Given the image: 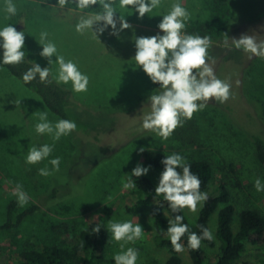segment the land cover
Instances as JSON below:
<instances>
[{
    "label": "rangeland",
    "instance_id": "374dc122",
    "mask_svg": "<svg viewBox=\"0 0 264 264\" xmlns=\"http://www.w3.org/2000/svg\"><path fill=\"white\" fill-rule=\"evenodd\" d=\"M14 2L17 15L6 20L0 12V25L12 23L22 27L25 56L49 66L47 59L39 55L42 46L37 41L40 33L47 31L59 54L76 61L89 76V86L86 92L76 93L70 82L60 83L71 90L68 112L77 127L54 142L50 136L36 133L35 125L39 122L36 113L47 112L53 123L62 118L36 92L0 66V224L8 219L10 201L17 202L12 193L18 183L30 199L23 206L17 202L13 221L24 209L34 204L40 207L16 227L0 231V264H19L25 249L74 238L92 221L102 222L108 229L110 220H132L145 232L134 242H118L111 239L108 231L105 246L108 257L121 252L123 244V250L129 247L139 250L137 264L151 259L165 263L169 253L155 242L156 225L150 208L139 213L126 209L135 195L134 189L122 188V181L127 180L137 163L148 166L141 149L169 155L179 153L186 161L209 160L214 167L212 182L224 180L230 191V203L235 206V231L239 229L244 208H258L264 214V192L254 187L257 178L264 182V167L248 141L249 133L264 132V58L237 49L231 40L247 34L264 41V0H183V6L192 13L183 31L210 37L208 55L214 61L212 67L219 79L231 84V96L223 103L214 98L207 102L203 110L188 119L195 127L182 120L167 139L141 127L142 115L151 110L147 98L161 89L135 64L133 57L135 36L156 35L162 19L159 15L167 14L174 0H161L160 8L154 10L151 18L146 14L140 19L131 9L119 10L131 25L120 34V39L109 35L111 28L100 36L91 31L77 32L76 23L89 10H77L75 4L61 7L57 0ZM115 2L118 6L119 0ZM98 11V4L91 9L93 13ZM57 69L58 65H54L50 73L53 79L58 75ZM205 118L222 123L214 126L212 139L199 132ZM43 144H54L50 157L38 164H27L28 148ZM55 157L61 160L59 171L40 175V168L52 170L49 160ZM145 176L158 182L152 168ZM202 206L198 204L195 212L185 209L191 223L196 222ZM217 215L218 211L209 223L216 245L203 244L212 256L220 249ZM165 217L170 218L167 212ZM180 254L182 264H191L185 246ZM262 258L264 243H248L243 260L257 262Z\"/></svg>",
    "mask_w": 264,
    "mask_h": 264
},
{
    "label": "clouds",
    "instance_id": "9594fccd",
    "mask_svg": "<svg viewBox=\"0 0 264 264\" xmlns=\"http://www.w3.org/2000/svg\"><path fill=\"white\" fill-rule=\"evenodd\" d=\"M3 7L0 12L6 20L17 15L18 9L14 0H0ZM64 7L67 3L75 4L77 10L84 11L75 25V30L81 34L91 31L100 36L111 28L110 36L120 39L121 33L131 25L119 10L131 9L142 19L147 14L150 18L154 10L161 6V0H57ZM99 5L100 11L91 12L94 5ZM118 14V15H117ZM158 24V31L153 36H135V64L142 68L153 84L159 85L160 92L147 98L151 110L142 115L144 130H154L157 135L167 139L174 129L181 123V118L191 119L197 111L203 110L207 102L213 98L220 103L226 102L231 96V84L219 79L212 67L213 59L208 55L211 39L208 36L192 35L183 31L192 13L183 6V0H174L167 14ZM119 25V27H118ZM227 36V35H226ZM228 37V36H227ZM237 49L251 53L255 57L264 58V41H258L252 35H242L239 39L231 38ZM38 43L42 46L39 55L46 58L49 66H41L34 61L31 67L22 74L25 83H30L39 77L41 83L48 80L54 65H58V83H71L76 93L86 92L89 86V76L82 72L76 61L65 59L59 54L56 43L49 38L47 31H42ZM227 43V39L225 40ZM25 32L18 31L12 23L0 25V66L19 65L25 60ZM55 57V60L52 58ZM154 92V91H153ZM199 102V103H198ZM39 122L35 131L39 135H48L52 140L59 141L61 137L70 135L77 127L75 121L60 119L52 122L47 112H38ZM54 144H43L28 148L26 163L38 164L50 157ZM144 149H141L143 152ZM52 170L40 168L39 174L48 176L51 171H59L61 160L55 157L49 160ZM164 166L160 173L158 185L155 187L157 195H163L168 206L176 215L169 218L166 230L168 239L174 250L181 252L184 245L181 238L187 235L188 247L198 249L203 240H213L212 231L201 226V232H190L188 224L184 223V216L180 210L187 208L195 212L197 205L208 199L207 193L201 191L199 176L191 171V165L179 153L166 155L161 160ZM151 165L137 166L128 174L126 181H122L123 189H134L137 186L133 177L147 175ZM254 187L258 192H264V182L257 178ZM19 205L28 203L30 197L24 191L22 184H17L13 193ZM111 239L115 241L134 242L145 232L139 223L132 220L124 222L109 221L108 229ZM100 230L97 229V232ZM122 251L115 254V264H137L139 250L129 247L126 250L121 244Z\"/></svg>",
    "mask_w": 264,
    "mask_h": 264
},
{
    "label": "trees",
    "instance_id": "16d2710c",
    "mask_svg": "<svg viewBox=\"0 0 264 264\" xmlns=\"http://www.w3.org/2000/svg\"><path fill=\"white\" fill-rule=\"evenodd\" d=\"M217 1L226 2L228 0ZM15 27L18 31H23L21 26ZM33 63L34 61L25 56V60L21 64L3 65V67L10 74L19 78L26 87L36 92L52 112L62 119L70 120L68 106L72 102V93L68 87L58 83L52 78L51 74L44 83L40 82L39 77L30 83L23 81L22 74ZM40 65L43 67L42 64ZM205 119L200 124L199 129L201 131H198L212 139L214 138V126L222 125V123L218 124L214 119ZM190 120H188V122H191L190 126L195 127L193 121ZM248 136V141L252 143L258 162L264 167V132L249 133ZM166 155L169 154L150 148L145 149L143 152L144 161L147 165H151V168L157 173L158 182L164 167L161 160ZM186 162L191 165V171L199 176L201 191L207 193L208 199L204 201L194 224L189 221L185 212L186 208L180 210L179 214L184 216V223L188 224L190 232L200 233L201 226L210 228L211 217L218 211L216 234L220 240L219 252L212 256L206 251L203 244L214 247L216 245L214 239L211 241L203 240L200 248L191 249L188 247V234H185L180 243L187 248L191 264H264L263 258L257 262L243 260L248 243L253 245L264 243V214L258 208H244L240 213L239 229L235 231L233 226L235 206L230 203L231 194L226 182L224 180H219L216 183L212 182L214 167L209 160L198 159L187 160ZM135 181L137 183L133 191L135 198L126 204V209L129 212L139 213L146 207L150 208L156 225L155 242L158 246L167 248L169 253L165 263L157 259H151L144 264H182L181 252L174 250L166 233L169 218L165 217V212L169 214L170 218H173L176 213H173L168 206V202L163 199L162 194L157 195L155 193L158 182H154L145 175ZM222 204L225 205L221 207ZM16 205V200L10 201L7 213L8 219L0 224V231L16 227L24 218L34 214L40 208L38 204H34L21 211L16 220L13 221V211ZM97 229L100 231L97 232ZM108 238V230L105 224L92 221L81 229L74 238H63L56 242L44 244L42 247L25 249L22 251L19 264H115L114 259L106 255L105 246L108 243Z\"/></svg>",
    "mask_w": 264,
    "mask_h": 264
}]
</instances>
